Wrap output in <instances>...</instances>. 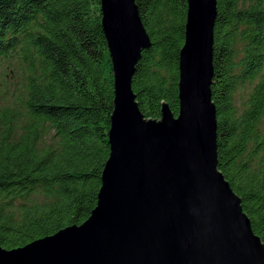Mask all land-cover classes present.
I'll use <instances>...</instances> for the list:
<instances>
[{"label": "trees", "instance_id": "trees-1", "mask_svg": "<svg viewBox=\"0 0 264 264\" xmlns=\"http://www.w3.org/2000/svg\"><path fill=\"white\" fill-rule=\"evenodd\" d=\"M136 4L151 39L136 101L147 118L163 103L177 116L188 0ZM4 60V79L18 76L0 89V102L14 99L0 103V245L13 249L82 224L97 205L115 97L101 0H0ZM213 64L218 167L264 243V0H217Z\"/></svg>", "mask_w": 264, "mask_h": 264}, {"label": "water", "instance_id": "water-1", "mask_svg": "<svg viewBox=\"0 0 264 264\" xmlns=\"http://www.w3.org/2000/svg\"><path fill=\"white\" fill-rule=\"evenodd\" d=\"M114 71V109L97 205L0 264H264V243L218 167L212 100L217 0H188L179 113L145 117L132 79L151 46L136 0H101Z\"/></svg>", "mask_w": 264, "mask_h": 264}, {"label": "rangeland", "instance_id": "rangeland-1", "mask_svg": "<svg viewBox=\"0 0 264 264\" xmlns=\"http://www.w3.org/2000/svg\"><path fill=\"white\" fill-rule=\"evenodd\" d=\"M8 70V61H2L0 64V89H3L4 95H6V92L9 90V92H12L15 88H17V86H15V83L18 81V76H16V74H14L12 76V73L9 74V77L5 78V73ZM19 87V86H18ZM7 88V89H6ZM241 96H244L246 94V92L248 91V89H243V90H239ZM240 94H237V97L240 96ZM14 99L9 98V99H4L3 101H1L0 103H6V102H13Z\"/></svg>", "mask_w": 264, "mask_h": 264}]
</instances>
